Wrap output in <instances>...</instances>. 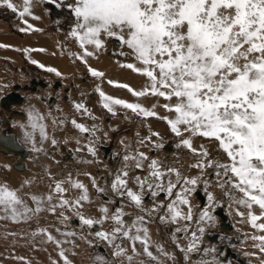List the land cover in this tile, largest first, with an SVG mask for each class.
<instances>
[{
    "label": "snow or ice",
    "instance_id": "snow-or-ice-1",
    "mask_svg": "<svg viewBox=\"0 0 264 264\" xmlns=\"http://www.w3.org/2000/svg\"><path fill=\"white\" fill-rule=\"evenodd\" d=\"M45 2L54 3L56 8L66 7L74 17L75 23L68 35L75 39L81 49V54L76 55L81 63L87 65L86 58L94 55V51L89 48L99 51L105 47V40L113 39L118 42L119 49L113 54L134 61L119 63V66L145 78L146 83L139 90L127 84L109 81L114 87L126 89L136 98L137 102L134 103L107 95L97 85L95 91L99 95L101 106L112 115L116 114V107H122L141 119L163 120L168 130L178 138L176 147L188 150L195 157V162L190 167L197 169L200 174L183 176L179 169L166 166L143 152L126 153L123 156V166L115 172L111 181L110 190L126 200L129 206L143 213L134 216L131 223L125 219L128 214L123 206L117 207L111 215L109 208L102 206L99 208L101 215L98 219L86 217L79 208L83 206V202H89L88 190L83 183L74 181L71 177L50 185L51 192L46 197L31 195L35 208L28 206L17 189L7 183H0V219L15 223L26 222L31 215L39 213L41 205L45 203L53 213L57 207H69L79 217L80 224L90 229L102 226L107 221L111 222V231L101 229L91 234L114 249V257L127 254V250L116 243L117 240H126L132 250V255H127L129 264L137 254V243L141 245L146 257L160 264L158 257L150 251L152 241L146 225L151 222L153 214L163 210L164 214L158 216L161 223L179 225L181 221L184 222L182 226L173 229V241L178 239V233L187 235L194 219L189 197L203 183L207 206L199 212V217L195 220L197 229L191 231L187 246L177 244V248L184 253L186 262L190 260V254L200 251L198 241L205 232L202 225L214 220L212 211L219 205L218 199L208 191L209 187L219 188L224 198L237 205L236 215L242 219L245 213L238 209H247V223L256 232L264 233V0ZM31 4L32 0H22L21 5L14 4L12 0H0V7L17 14L21 20L26 15L31 16ZM32 18L38 19L35 16ZM24 22L27 24V21ZM27 28L31 29L32 25L28 24ZM28 51L32 49H25V52ZM45 70L60 75L54 68ZM88 72L98 79L104 76V73L90 66ZM146 96L163 99L166 103L146 108L139 103L140 98ZM157 106L173 115L161 117L156 111ZM74 108L94 119L85 104L77 103ZM28 120V127L32 131L25 133V140L32 144L33 151H40L33 136L38 133L41 143L48 139L44 117L30 112ZM71 123L79 132L95 135L92 129L76 120ZM150 136L162 141L157 132L150 130ZM196 137L213 144L215 155L203 142L199 147H194L193 138ZM138 143H151L153 149L157 150L163 147L162 142H152L149 137L141 138ZM52 144H56L55 139H52ZM85 147L90 154L95 155L92 141ZM79 150L78 148L77 151ZM145 162L147 175H137L134 181L130 179L129 170L135 168L142 171ZM209 175L215 177L214 185L210 184ZM133 182L138 191L129 187ZM65 183L80 190L81 194L77 199L69 201L63 198L67 191L63 187ZM92 184L98 193L104 192L94 178ZM146 194L153 197L151 209L143 204ZM54 195L59 198L56 204L52 203ZM160 195L164 196L166 203H155ZM184 207H187V212L183 210ZM256 209H259L258 214ZM33 235H43L46 242L55 243L60 249L58 255L64 264H71L65 250L61 248L63 241L55 240L43 229ZM63 235L75 234L69 232ZM251 239L257 241L255 246L264 252V235H252ZM156 250L168 259H175L161 245L157 244ZM18 259L23 264H28L23 257ZM52 264H57V261H52ZM94 264L110 262L104 256L97 255L94 257ZM198 264H216V261L202 259Z\"/></svg>",
    "mask_w": 264,
    "mask_h": 264
},
{
    "label": "rangeland",
    "instance_id": "rangeland-1",
    "mask_svg": "<svg viewBox=\"0 0 264 264\" xmlns=\"http://www.w3.org/2000/svg\"><path fill=\"white\" fill-rule=\"evenodd\" d=\"M14 2H15V4L17 3V5L22 4V0H14ZM45 3H46L45 0H32L31 5H33L34 7L31 6V11H34L35 13L33 14V12H31V15L38 17V19H36V20H38V21H36L37 24L35 22V25L36 26L40 25L38 27L33 25L31 28L32 30L27 29V25L30 24L29 20L27 19V15L23 18V20H21L17 14L12 13L10 10H8L4 7H0V26L5 28V30H3V31L0 30V37H10L8 40H6L7 41L6 43L8 46H11V47L7 46L10 53L8 52V50L0 52V74H1V76L3 75L2 76L3 82H1V83L5 84L4 89H6L4 91H0V95L1 94L4 95V92H7V91L9 92V91L13 90V89H11L10 85H12V86L14 84H18L19 86H23L24 84L30 85L31 80H33V79L42 80L45 83V88L37 86L36 87L37 92H35V93H38V95H36L37 96L36 100L42 106V109H44L46 111L47 117H45L46 116L45 113H43L41 116L44 117L43 122L47 123V125L44 123L47 126L46 128H49L46 130L48 139L45 140L43 143H41L38 133H36L33 136V141H34L36 147L41 149L42 151L41 150L38 152L33 151L32 150V144L29 142H26L25 133L32 131V130L29 131L27 129V128H29L28 126H25V124L20 126V124H19V128L21 127V130L17 134V132H15V126L13 125V124L16 125V123L12 122V124L10 125V124H7L6 122H4V120L0 119V131L3 130L8 125V127H10L12 129V131L15 132L14 134L17 135V138H18L17 140H20V143L22 144V146L24 145V147H26V149L28 148V152L30 151L29 154L40 153L39 156H41V158H42L41 162H43V163L40 162L39 163L40 165H37L38 168H36L37 161H36V158L34 157V155H33V157H27L28 156L27 155L26 158H24V159L27 161V163L30 162V165H33L35 167L34 168L35 171H33L31 169L33 172L28 170V171H26V173L22 172L23 173L22 174L21 172H18L17 170H15L14 168L11 167L12 154L10 156L9 154H5V153H2L0 151V161L3 160L2 162H4L1 164V166L4 164L6 165V163L9 164V166L8 165L2 166L5 170V173L2 172V174H0V183H10V182H8L9 181L8 179H11V178H12V180H17L18 182H17V184H15L14 188L16 189V186L19 185L17 187V190L19 191V195L21 196V198L25 199L24 201L26 203H28V202L30 203V201H32L31 199H29L31 197V195H36L39 197H46L49 194V193L46 194L47 193L46 190L48 188L51 189L50 185H54L55 181H60V180L65 181L66 179H68V177H71L70 174H72L71 172H73V170L69 167H65V168L63 167V168H64V170L66 169L68 172H70L69 173L70 176L68 175V177H66L67 175H63L64 176L63 178L60 177L61 176L60 171H62L63 168L61 167V168H59L60 170H57L58 164H57V162L52 160L53 159L52 156L55 153H59L58 154L59 158H60V154H62L63 159H65V157H66V155H64L65 152L66 151L70 152V150H71L72 155L76 154L70 148L71 146L69 147L66 144L67 142L60 139L62 137L65 138L64 137L65 135L67 137V140L69 138L74 140L77 135H78V137L80 136V138H82L83 136H84V138H87V137L89 138L90 134H85V133L83 134V133L79 132L71 123V121L74 118L77 119L78 117H80V119H84L86 116V115H83L82 112L75 111L74 105L77 103H83L89 109L88 103L90 101H91L90 103H93L94 101H96L95 99L98 97V94L94 90V88L90 87L91 83L93 82L92 81L93 76H91L89 74L88 69H85L82 67L83 65H81L82 63L80 62V60L76 59V55L81 54V49L78 47L75 39L69 37V35H68L71 28L74 26V23H75L74 17L71 15L70 11L66 7L56 8L57 11L54 13H51L50 7L47 6ZM52 5L55 6L54 3ZM24 21H27V24ZM39 22H41V23H39ZM18 28L19 29L20 28L21 29L26 28V30L21 31V29L19 30ZM33 29H36V30H33ZM45 36L48 38L50 37V38L58 41L57 45L59 44V51L61 52V53L59 52L60 56L65 55V57H66L65 59H67L66 61H68V64H69L68 69L71 70V71L68 70L67 75H66L67 77H64V75L63 76L59 75L60 76V78H59V76H57V75L53 76L54 73H51L52 76H50L51 74L45 70L46 68L49 67L48 65L43 64V66H45L46 68L40 67V66H38V64L32 63V59H30L28 56L26 57V55L22 49V44H23L22 42H24L25 38L27 40L28 39L34 40L37 37H45ZM22 39H24V40H22ZM102 39H103V37H102ZM106 42H107V46H106L105 52H106L107 57L109 58V60L113 58L114 65L119 64L120 61H119L118 57L113 54L114 53L113 49L117 48L118 42L113 40V39H108V40H105V45H106ZM64 45H67L66 49H65ZM19 46L21 49H18ZM104 48H102V49H104ZM12 49H13V51H12ZM50 49H49V53H51L50 55H54L55 53H53L52 49L50 52ZM54 49H55V52L57 53L58 51H56V48H54ZM70 49H72V50H70ZM117 51H119L118 48H117ZM7 52L9 54H7ZM99 52H101V50H99ZM70 53L74 54V55H70ZM49 68H51V67H49ZM73 69H74V72L72 71ZM70 72H72V73H70ZM57 77H58V79H57ZM63 78H65V79H63ZM95 79L96 78L94 77V80ZM56 82H59L60 86H58L57 88H54V86H56ZM120 83L126 84L127 81H123V82L121 81ZM75 89L77 90L76 95L73 92ZM27 91L29 93H32V92H30V90H27ZM32 94H34V93H32ZM116 97L121 99V97L118 95ZM71 100H73V101H71ZM27 102L28 101H26V99H25L24 103H26V104L24 106H22V104L21 105H12V106H14V108H20L22 106L21 109H24L27 105ZM54 108H55V110H54ZM96 108H97L98 114L101 113L104 116L103 117V123L104 124L102 123V125L103 126L105 125L104 129L106 128L105 131L108 133V137H107V140L104 141L103 143L100 142L97 144V146L95 148V152L97 155L95 154L96 157L93 156L97 159L100 158V160H101V163H99V164H97V166H95L94 171L100 175L99 178L96 179V183L100 188L104 189V192L98 193L96 191V189L94 188L92 190V196L93 197L95 196L94 198L100 200V202H102L103 204H105L106 201H113L112 203H106V205H109V207H110V213H113L117 207L123 206L124 208L127 207V210H126V208L124 209L125 212L131 211L132 213H134L136 215H142V213L140 214V213L132 210L131 209L132 206L129 207V205H125L124 199H122V198L119 199L116 195H114L115 196V198H114V196L111 195L113 193L109 192L107 187L110 188V184H111L112 179L114 178L115 172L123 166L122 165V164H124V161L122 160L123 156L126 153L131 154L130 151L134 148H137V146L140 145L138 143V141L140 139H138V137H137V127H138V125L140 127L144 125L143 124L144 119H141L140 117H138L137 115H135L134 113H132L130 110H127V109H126V111L124 110L125 112L123 110H121L120 113L116 112L115 115H112L111 113H109L107 111H101L99 105H97V104H96ZM7 112H9V111H7ZM48 112H50V113L54 112L55 114H58V115H57V117H55L53 119ZM127 113H129V114H127ZM49 117L51 118L50 119L51 123L48 120ZM126 117H130L131 120H125ZM116 120L117 121L120 120V121L117 122ZM130 121H131V124L129 123ZM151 121L152 122L160 121L161 123H164V121L161 119H154ZM77 123H79L78 119H77ZM64 124H65V126H63ZM163 125L166 126V129H167L166 132H168L167 125L166 124H163ZM62 127H63V129H62ZM123 128H125L126 130L123 131ZM29 129H31V128H29ZM72 129H76V130H72ZM56 130H58V132ZM66 131H68V132H66ZM123 133L126 134L125 137L119 138L121 135H123ZM159 137H160V135H159ZM163 137L165 138V139H162L163 141H161L160 139L156 140V142H162V144H163V147H161L160 149H158V150L153 149L152 144H149L150 155H155V152L161 153L160 154V156L162 155L161 160H163V164H165V165H172V164H175L179 161L181 163L179 165L180 166V172L183 176H186L185 174H188V171L190 169L189 164H191L192 162L193 163L195 162V157L188 150H186L182 147L181 148L176 147V144L178 142V138L175 137L172 133L168 134L167 136H163ZM197 138H199V137H197ZM52 139H55V141H57L55 145L52 144ZM199 139H201V138H199ZM201 141H202V139H201ZM36 143H38L39 145ZM105 145H110V150L107 153H110L112 150L115 149V152H113V155H111V158H109V157L106 158L104 156L105 152L103 151V146H105ZM45 148H46V150H45ZM50 153H51L52 159H51V157L49 158ZM89 155H92V154L89 153ZM15 157L20 159V156L19 157L15 156ZM75 157H76L75 165H79L81 163H85V165H86V163L91 161V160L89 161V159H86V157H83L82 153L79 154V151H78V154L75 155ZM92 160H96V159H92ZM68 161L69 160L67 159V161H64V162L67 163ZM185 161H186V163L183 164V162H185ZM50 162L52 164L55 163V165H51ZM90 163H94V161L93 162L91 161ZM120 163H121V165H120ZM133 169H135V168H133ZM10 171H12V172L10 173ZM10 174H11V177H10ZM19 175H22L23 179H22V176L20 177ZM58 175H59V177H58ZM129 176H130L129 178L134 181L133 178H135V174H134L133 170H132V172L130 171ZM50 177H51V179H50ZM1 178H3V179H1ZM85 178H87V175L85 176ZM208 178L210 180V184L214 185L215 177H212L209 175ZM18 179H20V181L22 180L23 182H20ZM71 179L74 181H78V178L73 174H72ZM90 179L92 181L91 177H90ZM3 180H5V181H3ZM104 181H105V183H104ZM66 184H67V186H66ZM68 184L69 183L63 184L64 186H66L64 188L67 190V192L64 193L63 198L67 199L69 201H73L74 199H77L79 197V196H77V190L78 189H74V188L70 187L71 184L68 187ZM104 184H105V186H104ZM130 186L132 187L131 183H130L129 187ZM198 189H200L201 194L203 195V197L206 198V202H207V196L205 193L203 183H201L197 186L196 190H198ZM212 189L213 188L209 187L208 191H211ZM75 190H76V192H75ZM215 192L217 193V195H214L213 193L212 194L218 199L219 205L214 209V211H216L218 208H220L222 210V212L225 214V216L227 218L226 222H228L230 224L232 230L231 231H221V233H216V232L220 231L219 230V224L218 223L216 224V222H217L216 220H218L220 222V218L217 217L216 215H214V212L212 211V215L214 217V220L209 221L208 224L205 226L206 228L204 227L205 232L201 236L200 240L198 241V248L200 249V251L193 253V254H190V260L188 262H186L184 259V253L179 248H177V244H179V245L183 244L184 246H182V247L187 246L189 240L191 239V231H196V229H197V225H196L194 220H197L199 217L198 211H200L202 208H204V205H203L204 202L202 204L201 201L196 197L195 192H194L193 194H191L190 197H192V199L197 203L196 205H198L199 210L196 209L197 206L194 208L195 211H193V213H194L195 218L193 219V222L190 226V231L187 235L183 232L178 233L177 234L178 239L174 242L173 238H172L173 227L175 228V227L182 226L184 222L181 221L179 225H174V226H170V224H165V223H161L158 221L156 224V221L152 222L151 220H154L155 217L158 216V213L153 218H150L151 222L148 224L152 225L155 228V234H153L154 235L153 236L154 241L152 242V246L150 248V251H152L153 255L158 257L160 264H180V262H182V264H198V262L201 261L202 259L208 260V261H212L213 259H215L216 264H234V263L238 264L237 261L239 262V264H257L256 263L257 258L259 260L261 255L257 251L256 252L253 251V253H251V249L248 245L243 247V244L245 242V238H247V241L249 240V237H248L249 234L247 236L246 233H244L241 230V229H243V227L239 225L240 224V222L238 221L239 218L236 215V211H237L236 208L238 206L231 204V201H229L227 198H224L219 188L216 187ZM27 197H28V199H27ZM53 197H55V198H53L52 203L53 204L58 203L59 198L56 196H53ZM69 197L70 198L72 197V198L70 199ZM156 199H159V197H157ZM204 201H205V199H204ZM121 203L124 204L125 206L122 205ZM159 203H160V201H159ZM30 204L32 205V207L31 206H29V207H31V208L36 207V205L33 204V202H31ZM87 206H88V202H83V206L79 208V211L81 213H83L84 215H86L87 217H93V218L98 219L101 215L99 212L100 206L93 213L92 212L90 213L88 210L85 209V208H87ZM232 206L235 208L236 211L233 210L234 208ZM41 207H42V210L39 213L31 215L30 219H28L26 222L21 221L19 223H15V222H12V221L7 220V219H0V231H5V233L0 232V239H1L0 241H1L2 247H3L1 249V244H0V256L3 255V257L5 258L6 256H8L9 251H10V253H13L15 250L16 251L17 250H21V251L24 250L23 252L28 253V257L26 260V261H28V264L29 263L30 264H40L39 262H41V264H44V262L41 261L42 259H44L43 261L51 260L48 262L45 261L46 264H52V261H57V264H64L63 260H61V258L58 255V252L60 251V249L57 248L55 243L46 242V237L43 235H36V236L33 235L34 232H38L39 230L43 229V230L47 231V233L52 235L55 240H60V241L64 242L61 244V248H63L65 250V255L71 261V264H94V257L97 255L104 256L110 262V264H129V261L127 260V255H132V250H131V245L128 241L127 242H124L122 240L116 241L117 244H120L121 247H123L127 250V254L125 256L114 257L112 255V252L114 249L110 248L104 241L96 238L94 235L91 234L94 231L101 230L102 228H103V230L111 231V228L113 226L110 223V221L105 222V224H107L106 226H105V224H103L104 226L103 225L102 226L97 225L95 228L90 229V228H88L86 226H82L80 224L79 217L69 207H64V208L57 207L55 210V213H53L49 210V205L47 203L42 204ZM82 211H84V212H82ZM61 213L63 215H61ZM64 217H67V219H64ZM237 221H238V223H237ZM158 223L161 225V227H163V228H161V233H159L160 229L158 227L159 226ZM237 224L240 226L239 227L240 230L237 228ZM5 225H8L9 228ZM167 225L169 226V228L167 227ZM4 226H5V228H4ZM10 226H13V227H10ZM6 227H7V229H6ZM2 228H4V229H2ZM69 232L74 233L75 235H72V236L63 235V233H69ZM213 233L215 235H217L218 237L222 235L223 236L222 240L217 241V239H216V241H210L208 238L210 235H214ZM197 235H200L199 232H197ZM3 242H5V243H3ZM7 243H9L10 245ZM226 243H228L230 245L231 250L236 255L237 260L230 259V260L225 261L223 259V258H225V256L223 254L220 255V252H219L217 247H218V245L225 246ZM157 244L161 245L163 247V249L165 250V252L169 253L175 259L174 260L168 259L167 257H165V256L161 255L159 252H157V250H156ZM138 245L139 244L137 243L135 246L137 249L136 255L138 257L135 255L133 257V261L131 262V264H156L155 261L150 260L148 257H146L143 254V249H142L141 245L140 246H138ZM12 246H13V248H12ZM14 246H15V248H14ZM41 248H42V250H41ZM100 248L102 250H100ZM204 250H209V251L205 252ZM5 253H6V255H5ZM105 253L108 256H105L106 255ZM178 253H180L182 260H179ZM194 254H197V256H194ZM253 254H255V255H253ZM29 256H31V257H29ZM4 258L2 259V257H0V264H5V263L10 264L9 261L10 260L13 261L12 259H10L11 258L10 254L7 257L10 260L7 258L6 259H4ZM6 260H8V261L6 262ZM12 264H23V262L21 260V262H19V263L15 262Z\"/></svg>",
    "mask_w": 264,
    "mask_h": 264
},
{
    "label": "bare ground",
    "instance_id": "bare-ground-1",
    "mask_svg": "<svg viewBox=\"0 0 264 264\" xmlns=\"http://www.w3.org/2000/svg\"><path fill=\"white\" fill-rule=\"evenodd\" d=\"M12 2L15 4V2H14V0H12ZM17 4V3H16ZM21 4V3H20ZM31 6H33V5H31ZM34 7V6H33ZM36 7V6H35ZM38 9V8H37ZM36 10V9H35ZM31 12H33V14L35 13L34 11H31ZM32 16L33 15H31V16H28L27 15V19L29 20V23H30V25L32 24V26L33 25H35V22L36 21H38V20H36V19H33L32 18ZM40 21V20H39ZM39 23H41V22H39ZM38 23V24H39ZM36 24H37V22H36ZM36 26V25H35ZM38 26H40V25H38ZM38 26H36V27H38ZM21 27V26H20ZM35 27V28H36ZM22 28V27H21ZM20 28V29H21ZM19 29V28H18ZM19 29V30H20ZM26 29V28H25ZM28 29V28H27ZM0 30L1 31H3V30H5V28L4 27H1L0 26ZM32 30V29H31ZM10 37H0V45H4V47H0V52H3V51H5V50H8V52H9V49H8V47H11V46H8L7 45V41L6 40H8ZM43 38H45V37H43ZM42 39V38H41ZM41 39H38V40H40L41 41ZM49 39H51L50 40V42H52L51 44H49V45H51V46H47V44H45V43H43L42 41V46L44 47V48H41V49H44V51H41V52H39L40 51V48H38L39 49V51H37L38 49L36 48V46H34V48H35V50H34V48H28V49H33L32 51H28L27 52V55H26V57L28 56V57H30L31 59H32V61H36V63L38 64V66L39 65H43V62L44 63H46L45 65H48L49 67H51V68H54V69H56L58 72H62V76L64 75V77H67L66 76V74H67V72H68V66H69V64H68V61H66L67 59H65L66 57H65V55H63V56H60V51H59V44L57 45V43H58V41H56L55 39H52V38H50L49 37ZM22 40H24V39H22ZM43 41H46V38H45V40H43ZM38 43H39V41H38ZM37 43V44H38ZM10 44V43H9ZM31 44V43H30ZM35 44V43H34ZM40 44V43H39ZM19 45V44H18ZM8 46V47H7ZM25 46V45H24ZM106 46H107V42H106V45H105V48L104 49H100L101 50V52H99V51H95L94 49H92V48H89V50L90 51H94V55L93 56H90V57H87L86 58V60H87V65L86 64H84V63H82L81 65H83L82 67L83 68H85V69H88V67L90 66L91 68H93V69H95V70H99L100 72H102V73H104V76L102 77V78H99V79H95L94 80V77H92L93 78V82L91 83V85H90V87L91 88H94V90L96 89V87H97V85H99L100 86V88L107 94V95H110V96H113V97H116L117 95L118 96H120L121 97V99H123V100H126V101H128V102H137V100H136V98H134L126 89L124 90L123 88H118V87H114V86H112V85H110L109 84V81H115V82H118V83H120L121 81L123 82V81H127V83L126 84H128V85H130L133 89H137V90H139V89H141L144 85H145V83H146V80H145V78L144 77H142V76H140V75H137L136 73H133L130 69H127V68H123V67H120L119 66V64H117V65H114V62H113V58L112 59H110L109 60V58L107 57V55H106ZM15 47V46H14ZM13 47V48H14ZM56 48V51H58L57 53L55 52V54L54 55H50L51 53H49V48ZM63 47V46H62ZM64 47H65V49L67 48V45H64ZM63 47V48H64ZM26 48V47H25ZM18 49H21L20 48V46H19V48ZM37 49V50H36ZM52 49V50H53ZM11 50V49H10ZM25 50V49H24ZM70 50H72V49H70ZM114 51H117V48H114L113 49ZM12 51H13V49H12ZM54 51H55V49H54ZM113 51V52H114ZM125 51H127V49H125ZM7 52V54H9ZM43 52V53H42ZM60 52V53H59ZM5 53V52H4ZM26 53V52H25ZM66 53V52H65ZM77 53V52H76ZM29 54V55H28ZM62 55V54H61ZM76 55V54H75ZM4 56V55H3ZM6 56V55H5ZM68 57V56H67ZM118 57V59H119V61H120V63H134V61H131V60H129V59H126L125 57H119V56H117ZM116 58V57H115ZM114 58V59H115ZM115 61V60H114ZM40 62V63H39ZM78 62V61H77ZM48 67V68H49ZM44 68H46L45 66H44ZM82 70V69H81ZM69 71H71V70H69ZM73 72H74V69L72 70ZM50 74L52 73V72H49ZM70 73H72V72H70ZM3 76V75H2ZM1 76V74H0V83L1 82H3V77ZM50 76H52V75H50ZM55 78V77H54ZM59 78H60V76H59ZM8 79V78H7ZM57 79H58V77H57ZM63 79H65V78H63ZM107 80V81H106ZM12 81V80H11ZM125 83V82H124ZM123 83V84H124ZM5 84H3V83H1L0 84V91H4V90H6V89H4L5 88V86H4ZM37 86H40V87H42V88H45V83H44V85H36L35 86V88L32 90V89H23L22 88V86H20V87H18V88H16V89H14L13 88V86L12 85H10V87H11V89H13L15 92H17L21 97H22V101L20 102V103H15V102H11L10 104H9V108L8 109H2L1 107V110H0V115L2 116V117H4L3 116V110H5V112H4V114H5V118H7L8 119V114H9V117H10V115L12 114V115H14L13 117H11V124H12V122L14 121V120H16V125L15 124H13L14 126H15V132H17V134H18V132H20V130H21V127L19 128V124H20V126H22V125H24L25 124V126H28V124H29V120H28V116L27 115H29V113L30 112H34V113H39L40 115H42L43 113H45V115H46V111L44 110V109H42V106L39 104V102L36 100V95H38L37 93H34V94H32L33 92H37V90H36V87ZM58 86H60V83L59 82H56V86H54V88H57ZM10 89V88H9ZM17 90V91H16ZM23 90V91H22ZM27 90H30L32 93H29ZM36 90V91H35ZM48 90V89H47ZM77 91V90H76ZM87 91V90H86ZM10 92V91H9ZM6 93H8V91L7 92H4V95L6 94ZM74 94H75V92H74ZM98 94V93H97ZM3 94H1L0 95V97L2 96ZM88 95V94H87ZM82 96V95H81ZM68 97V96H67ZM86 98V97H85ZM25 99H26V101H28L27 102V104H28V106L27 107H25L24 109H21V107L22 106H24L26 103H24V101H25ZM80 99V98H79ZM89 100V99H88ZM96 101H94L93 103H88V107H89V110H90V112L92 113V116L94 117V119L93 118H89L88 116H85V118L84 119H80V117H78L77 119H78V122L79 123H81V124H83V125H85L86 127H88V128H90V129H92L94 132H95V135H89V138L87 137V138H84V136L82 137V138H80V136L78 137V135L75 137V139L74 140H72V139H68L67 140V137H66V135L64 136L65 138H60L61 140H64L65 142H67L66 144L73 150V152L74 153H76V154H78V151H77V149L79 148L80 150H79V154L80 153H82V155H83V157H86V159H89V161L91 160L92 162L94 161V163H90V162H88V163H86V165H85V163H81V164H79V165H75V159H76V157H75V155H71L70 156V153L69 152H65L66 153V157H65V159H63V156H62V154H60V158H59V153H55L52 157H53V159H52V157H51V153H50V155H49V158L51 157V159L53 160V161H55V162H57V164H58V168H57V170H60L59 168H65V167H69V168H71L72 170H73V172H71L73 175H75L77 178H78V181L79 182H81V183H83L85 186H86V188H87V190H88V196H89V202H88V206H87V208H85L86 210H88L90 213L92 212H95L96 211V209L100 206V207H102V206H106V207H108L109 208V214L111 215L112 213H110V207H109V205H106V203L105 204H103L102 202H100V200H98V199H95L93 196H92V190L94 189V187H93V184H92V181H91V179H90V177L91 178H94L95 179V181H96V179L97 178H99V174H97L95 171H94V169H95V166H97V164H99V163H101V160H100V158H95L96 157V152H95V154L96 155H89V153L87 152L88 150H87V148L85 147V145H88L89 144V142L90 141H92L93 142V146H94V148H96V146H97V144L98 143H103L104 141H106L107 140V137H108V133L105 131V129H104V126L102 125V123H103V114H101V113H99L98 114V112H97V108H96V104L97 105H99V107H100V109H101V111H106L102 106H101V103H100V98H99V95H98V97L95 99ZM71 101H73V100H71ZM139 103H141L144 107H146V108H152V106L153 105H163L164 103H166V101H164L163 99H160V98H157V97H152V96H146V97H144V98H140V100H139ZM22 104V106L20 107V108H14V106H12V105H21ZM57 106V105H56ZM59 106V105H58ZM53 109V108H52ZM9 111V112H7V111ZM12 110H15V111H17V112H14V113H11V111ZM54 110H55V108H54ZM121 110H125L126 111V109H124V108H122V107H116V109H115V111L116 112H119L120 113V111ZM76 111V110H75ZM99 111V110H98ZM124 111V112H125ZM156 111H157V113L161 116V117H163V116H171V115H173L172 113H168V112H166L165 111V109L163 108V107H160V106H157L156 107ZM108 112V111H107ZM27 113V114H26ZM50 115H51V117L54 119L55 117H57V115L58 114H55L54 112H52V113H50V112H48ZM127 114H129V113H127ZM84 115V114H83ZM60 116V115H59ZM80 116V115H79ZM45 117H47V115L45 116ZM82 118V117H81ZM2 119V118H1ZM51 118L49 117L48 118V120L50 121V123H51V120H50ZM75 119V118H74ZM73 119V120H74ZM77 119H75L76 121H77ZM155 118H147V119H144V125L143 126H139L138 125V127H137V137H138V139H141V138H145V137H149L150 138V140L152 141V142H156V140L157 139H160V138H158V137H151L150 136V130L151 131H153V132H157V133H159V135H160V137H162V139H165L163 136H167L168 134H170L171 132L168 130V132H166L167 131V129H166V126L165 125H163V124H166L165 122L164 123H161L160 121H156V122H152L151 120H154ZM6 120V119H5ZM10 120V119H9ZM13 120V121H12ZM125 120H131V118L130 117H126V119ZM48 121V122H49ZM117 121V120H116ZM120 120H118L117 122H119ZM56 122V121H55ZM152 122V123H151ZM43 123H45V122H43ZM49 123V124H50ZM130 124H131V121L129 122ZM46 125H47V123H45ZM104 124V123H103ZM45 125V126H46ZM115 125V124H114ZM167 125V124H166ZM63 126H65V124L63 125ZM47 127V126H46ZM26 128V127H25ZM30 128V127H29ZM29 128H27L29 131L31 130V129H29ZM47 129H49V128H46V130ZM62 129H63V127H62ZM25 130V129H24ZM72 130H76V129H72ZM50 131V130H49ZM57 132H58V130H56ZM55 131V132H56ZM31 132V131H30ZM66 132H68V131H66ZM170 132V133H169ZM52 133V132H51ZM62 133V132H61ZM49 134V133H48ZM64 134V133H63ZM69 134V133H68ZM84 134V133H83ZM163 134V135H162ZM35 135V134H34ZM60 135V134H59ZM58 135V136H59ZM70 135V134H69ZM81 135V134H80ZM185 135H187V134H185ZM57 137V136H56ZM61 137V136H60ZM18 138H17V135H14V132L12 131V129L10 128V127H5L3 130H1L0 131V151H2V153H5V154H9L10 156H11V154H12V160H11V167L12 168H14L15 170H17L18 172H25L26 173V171H35V167L33 166V165H30V162L29 163H27V161L24 159V158H26V156L27 157H33V155H34V157L36 158V161H37V164H36V168H38L37 167V165H40L39 163L42 161V158H41V156H39L40 155V153H33V154H29V152H28V148L26 149V147H24V145L22 146V144L20 143V140H17ZM24 139V138H23ZM56 139V138H55ZM17 140V141H16ZM24 141V140H23ZM60 141V140H59ZM163 141V140H162ZM25 142V141H24ZM57 142V141H56ZM63 142V141H62ZM205 143L206 145H207V147L209 148V151H211V152H213V155H215V147H214V145L213 144H211V143H209L208 141H206V140H204V141H201V139H199V138H193V146L194 147H199V145L201 144V143ZM10 144V146H11V148L12 147H14L13 145H12V143H16L18 146H19V150L18 149H16V150H18V151H14L13 149H11V148H9L8 146H7V144ZM61 143V142H60ZM15 144V145H16ZM29 144V143H28ZM36 144H38V143H36ZM65 144V143H64ZM149 144H151V143H148V144H140V145H138L137 146V148H134V149H132L130 152H131V154H133V153H136L137 151H140V152H143V153H145L147 156H149L150 158H152V159H158V160H160V161H162V163H163V160H161L162 159V155L160 156V154L161 153H156L155 152V155H150V153H149ZM16 145V146H17ZM39 145V144H38ZM37 145V146H38ZM43 145V144H42ZM67 147V146H66ZM100 147V146H99ZM98 147V148H99ZM30 148V147H29ZM45 150H46V148H45ZM70 150V149H69ZM110 150V149H109ZM109 150H105L104 148H103V151L105 152V153H107ZM42 151V150H41ZM99 151V150H98ZM21 152H22V154H21ZM38 152V151H37ZM70 152H71V150H70ZM14 154V155H13ZM45 155V154H44ZM15 156H17V157H19L20 156V159H18V158H16ZM93 156H95V157H93ZM22 157V158H21ZM70 157V158H69ZM161 157V158H160ZM69 158V159H68ZM3 159V158H2ZM23 159V160H22ZM67 159L69 160L67 163L66 162H64V161H67ZM92 159H96V160H92ZM6 160V159H5ZM3 161V160H2ZM2 161H0V174H2V172H4L5 173V170H4V168L2 167V166H6V165H8L9 166V164H7L6 163V165L4 164V165H2L1 166V164L2 163H4V162H2ZM194 161V160H193ZM7 162V161H6ZM171 162V161H170ZM174 162V161H173ZM172 162V163H173ZM176 162V161H175ZM19 164V167H16V166H18V165H14V164ZM41 163H43V162H41ZM90 163V164H89ZM169 163V162H168ZM184 163H186V161L185 162H183V164ZM193 163V162H192ZM191 163V164H192ZM50 164L51 165H55V163L54 164H52L51 162H50ZM181 163L178 161L177 163H175V164H172V165H166V166H170V167H174V168H177V169H179V171H180V165ZM191 164H189V165H191ZM123 165V164H122ZM165 165V164H164ZM186 165V164H185ZM104 166V165H103ZM183 166V165H182ZM47 167V166H46ZM101 167V166H100ZM10 168V167H9ZM64 168H63V170L62 171H60L61 172V176L60 177H64L63 175H67L66 177H68V175H69V173L70 172H68L66 169L64 170ZM32 169V170H31ZM56 169V168H55ZM9 170V169H8ZM7 170V171H8ZM97 170V169H96ZM100 170V169H99ZM132 170L134 171V174H135V176H137V175H140V176H145V175H147V162H145V167H144V169L142 170V171H140V170H137V169H133V168H131L130 169V171L132 172ZM32 171V172H33ZM37 171V170H36ZM130 171H129V173H130ZM183 171V170H182ZM12 171H10V173H11ZM14 173V172H13ZM68 173V174H67ZM23 174V173H22ZM72 174H70L71 175V177H72ZM102 174V173H101ZM200 173H199V171L197 170V169H195V168H191L190 167V169H189V171H188V174H185L186 176H188V177H193V176H196V175H199ZM57 175V174H56ZM69 175V176H70ZM87 175V178H85V176ZM7 176V175H6ZM20 177L22 176V175H19ZM10 177H11V174H10ZM58 177H59V175H58ZM130 177V176H129ZM14 178V177H13ZM35 178V177H34ZM57 178V177H56ZM69 178V177H68ZM173 179H175V177H172ZM1 179H3V178H1ZM16 179V178H15ZM22 179H23V176H22ZM59 179V178H58ZM134 179V178H133ZM9 181L8 182H10V183H7L10 187H12V188H14V186H15V184H17V180H12V178L11 179H8ZM19 181H20V179H18ZM67 180V179H66ZM3 181H5V180H3ZM61 181V180H60ZM7 182V181H6ZM20 182H23L22 180L20 181ZM105 182V181H104ZM19 184V183H18ZM97 184V183H96ZM19 186V185H18ZM18 186H16V189H17V187ZM66 186H67V184H66ZM66 186H64L63 185V187H66ZM70 186V184H68V187ZM133 186V185H132ZM71 187V186H70ZM131 187V186H130ZM132 188V187H131ZM137 188V187H136ZM210 188H213L211 191H212V193L214 194V195H217V193L215 192V188L216 187H210ZM15 189V188H14ZM138 191V190H137ZM46 194H48V193H50L51 192V189H47L46 190ZM67 192V191H66ZM65 192V193H66ZM69 192V191H68ZM75 192H76V190H75ZM71 194V193H70ZM76 194V193H75ZM81 193H80V190H77V196H79ZM24 195V194H23ZM67 195V194H66ZM196 195V194H195ZM55 196V195H54ZM69 196V195H68ZM74 196V195H73ZM191 196V195H190ZM203 196V195H202ZM57 197V196H56ZM196 197H197V195H196ZM53 198H55V197H53ZM68 198V197H67ZM70 198V197H69ZM72 198V197H71ZM70 198V199H71ZM198 198V197H197ZM27 199H28V197H27ZM30 199V198H29ZM159 199H160V197H159ZM189 199H190V203H191V206H192V209H193V211H195V207H196V209L197 210H199L198 209V205H196L197 203L192 199V197H189ZM199 199V198H198ZM204 199H205V201L204 200H200L201 201V203H203L204 202V207H206L207 206V203H208V201L206 202V198L204 197ZM23 200H25V199H23ZM73 200V199H72ZM75 200V199H74ZM151 200V199H150ZM160 201H161V199H160ZM32 201H30V203H31ZM163 202V201H162ZM29 203V202H28ZM27 203V204H28ZM28 204V206H31L32 207V205L31 204ZM156 203H159V200L158 199H156ZM166 203V202H165ZM206 203V204H205ZM34 204V203H33ZM87 205V204H86ZM225 205V204H224ZM234 205V204H233ZM34 206V205H33ZM150 206H152V205H150ZM237 206V205H236ZM119 207H121V206H119ZM233 207V206H232ZM126 208V210H127V207H125ZM124 207H123V210L125 209ZM147 208V207H146ZM234 208V207H233ZM238 208V207H237ZM236 208V209H237ZM185 212H187L186 210H187V207H184V209H183ZM233 210H235V208L233 209ZM239 211H241V212H244L245 213V217L242 219L240 216H237L238 218V221L240 222V226H242L243 227V229H241L244 233H246V235L248 236V234H249V242L247 241V238H245V242H244V244H243V247L244 246H246V245H248L249 247H250V249H251V253H253V251L254 252H258L260 255H261V257H260V259L258 260V258H257V264H261V262L262 261H264V252H261L260 250H259V248H257L255 245L258 243L257 241H253L252 239H251V236L252 235H264V233H258V232H256V230L255 229H253L248 223H247V209H245V208H239L238 209ZM98 211V210H97ZM115 211V210H114ZM130 211V210H129ZM201 211V210H200ZM200 211H198V214H199V212ZM236 211V210H235ZM82 212H84V211H82ZM213 212H214V215H216L217 217H219L220 218V220H221V217L216 213V211H214V209H213ZM256 212H257V214L259 213V209H256ZM128 215L127 216H125V219L128 221V223H131V219L134 217V216H136V214H134V213H132L131 211L130 212H126ZM140 213V212H139ZM223 213V212H222ZM138 214V213H137ZM143 214V213H142ZM224 214V213H223ZM225 215V214H224ZM86 216V215H85ZM99 216V215H98ZM87 217V216H86ZM226 217V216H225ZM195 218V217H194ZM195 221V220H194ZM217 222H216V224L218 223L219 224V230H221V231H231L232 230V228H231V226H230V228H222V227H220V223H219V221L218 220H216ZM225 221H227V218L225 219ZM238 221H237V223H238ZM236 222V221H235ZM111 223V222H110ZM105 224V223H104ZM156 224H157V221H156ZM208 224V222L207 223H205V224H203L202 226L203 227H205L206 225ZM227 224H229L228 222H227ZM14 225V224H13ZM107 224H105V226H106ZM158 227H159V229H160V231H159V233H161V225L158 223ZM238 224H237V228L240 230V226H239ZM5 226H7L8 227V225H5ZM5 226H4V228H5ZM25 226V225H24ZM104 226V225H103ZM113 226V225H112ZM209 226V225H208ZM7 227H6V229H7ZM10 227H13V226H10ZM110 227V226H109ZM146 227L148 228V230H149V235H150V238H151V241L153 242L154 241V235L153 234H155V228L152 226V225H149V224H147L146 225ZM4 228H2V229H4ZM9 228V227H8ZM206 228V227H205ZM204 228V229H205ZM236 228V227H235ZM103 229V228H102ZM108 229V228H107ZM112 229V228H111ZM12 230V229H11ZM13 231V230H12ZM0 232H4L5 233V231H0ZM238 232V231H237ZM185 236V235H184ZM210 237V236H209ZM216 238H217V236L215 237V240H213V241H216ZM4 239V238H3ZM209 239V238H208ZM1 240V239H0ZM4 241V240H3ZM186 241V240H185ZM124 242H127L126 240H124ZM3 243H5V242H3ZM16 243V242H15ZM0 244H1V249L3 248L2 247V243H1V241H0ZM7 244H9V243H7ZM13 244V243H12ZM125 244V243H124ZM10 245V244H9ZM181 245V247L182 246H184L183 244H180ZM4 246V245H3ZM138 246H140V244L138 245ZM9 248V247H8ZM12 248H13V246H12ZM14 248H15V246H14ZM39 248V247H38ZM37 248V249H38ZM40 250V249H39ZM41 250H42V248H41ZM100 250H102L101 248H100ZM3 251V250H2ZM24 251V250H23ZM23 251H21V250H15L13 253H10V251L8 252V256H9V254H10V259H12L13 261H11L9 258H7L8 256H6L5 258L3 257V255H1L0 257H2V259L4 258V259H9L12 263H15V262H21V260L20 259H18L19 257H23L24 258V260H27V257H28V253H26V252H23ZM6 252V251H5ZM2 254V253H1ZM30 254V253H29ZM106 254V253H105ZM5 255H6V253H5ZM4 255V256H5ZM34 255V254H33ZM39 255V254H38ZM52 255V254H51ZM253 255H255V254H253ZM105 256H108L107 254L105 255ZM137 256V255H136ZM29 257H31V256H29ZM33 257V256H32ZM138 257V256H137ZM231 257L233 258V259H235V260H237V258H235L234 257V255H231ZM256 257V256H255ZM111 259V258H110ZM44 259H42L41 261L42 262H44V264H46L45 263V261H51V260H45V261H43ZM179 260H180V257H179ZM181 260H182V258H181ZM8 260H6V262H7ZM9 261V263L10 264H12L11 262ZM31 261V260H30ZM23 262V261H22ZM40 264H41V262H39ZM6 264V263H5ZM30 264V263H29ZM180 264H182V262H180Z\"/></svg>",
    "mask_w": 264,
    "mask_h": 264
},
{
    "label": "water",
    "instance_id": "water-1",
    "mask_svg": "<svg viewBox=\"0 0 264 264\" xmlns=\"http://www.w3.org/2000/svg\"><path fill=\"white\" fill-rule=\"evenodd\" d=\"M47 6H49L50 7V10H51V13H54V12H56L57 11V9H56V7L54 6V5H52V4H48L47 2L45 3ZM36 85H44V82L42 81V80H36V79H33V80H31V83H30V85H23L22 86V88L23 89H34L35 88V86ZM18 87H20L18 84H14L13 85V88L14 89H16V88H18ZM73 92H75V95H76V89L73 91ZM74 95V94H73ZM72 95V96H73ZM71 98V97H70ZM22 101V97L17 93V92H15L14 90H11L10 92H8V93H6L5 95H3V96H1L0 97V107L2 108V109H8L9 108V104L11 103V102H15V103H20ZM14 112H17V111H15V110H12L11 111V113H14ZM16 144V143H15ZM14 143H12V145L14 146V147H12L11 148V146H10V144L8 143L7 144V146L9 147V148H11V149H13L14 151H18L19 149V146L17 145H15ZM18 147V148H17ZM105 150H109L110 149V145H105L104 147H103ZM16 149H18V150H16ZM21 154H22V152H21ZM15 166L16 165H18V166H16V167H19V164H14ZM108 188V191L109 192H111V190H110V188L109 187H107ZM111 194V193H110ZM195 194L197 195V197L202 201V200H204V197L202 196V194H201V192H200V189H198V190H196L195 191ZM112 196H114V194H111ZM114 198H115V196H114ZM216 213L221 217V220H220V227H222V228H230V224H227V222L225 221V219H226V217H225V215L222 213V210L220 209V208H218L217 210H216ZM158 217H155V219L154 220H151L152 222H154V221H158V219H157ZM214 234V233H213ZM215 234L214 235H210V237H209V240L210 241H213V240H215ZM218 249H220L221 248V245H218V247H217ZM178 255H179V257H180V260H181V255H180V253H178ZM231 255H233L229 250H228V248L226 249V251H225V258L224 259H226L228 256H231Z\"/></svg>",
    "mask_w": 264,
    "mask_h": 264
},
{
    "label": "crops",
    "instance_id": "crops-1",
    "mask_svg": "<svg viewBox=\"0 0 264 264\" xmlns=\"http://www.w3.org/2000/svg\"><path fill=\"white\" fill-rule=\"evenodd\" d=\"M42 36V35H41ZM42 38V39H41ZM45 38H46V41H43V40H45ZM45 38H43V37H37L36 39H34V40H32V39H26L25 38V40H24V42H22L23 44H22V49H23V51H24V53H25V50L24 49H28V48H34V46H36V48L38 49V48H44L42 45V42L43 43H45V44H47V46H51V45H49V44H51L52 42H50V40L51 39H49L48 37H46L45 36ZM38 39H41V41L40 40H38ZM38 41H39V43H38ZM31 43V44H30ZM35 43V44H34ZM38 43V44H37ZM25 45V46H24ZM26 47V48H25ZM40 48V50H42V51H44V49H41ZM49 48V47H48ZM36 49V50H37ZM50 49V48H49ZM51 49H53V48H51ZM51 49H50V52H51ZM33 50V49H32ZM34 50H35V48H34ZM37 51H39V49L37 50ZM39 52H41V51H39ZM43 53V52H42ZM53 53H55V51H54V49H53ZM25 55H27V52L25 53ZM29 55V54H28ZM30 58V57H29ZM31 59V58H30ZM40 63V62H39ZM37 64V63H36ZM43 64H46V63H44L43 62ZM52 73H54L53 74V76H55L56 74H55V72H52ZM60 73V75H62V72H59ZM52 75V74H51ZM67 75V74H66ZM25 85V84H24ZM31 92V91H30ZM33 93H35V92H33ZM38 94V93H37ZM27 106H28V104H27ZM26 106V107H27ZM1 110V109H0ZM4 112H5V110H3V116L4 117H2L1 115H0V119L2 118V120H4V122H6L7 124H10L11 125V117H13L14 115H10V117H9V114H8V119L7 118H5L6 116H5V114H4ZM6 119V120H5ZM10 119V120H9ZM15 121L16 120H14L13 122L15 123ZM5 123V124H6ZM7 127H8V125H7ZM124 130H126L125 128H123V131ZM14 132V131H13ZM15 133V132H14ZM15 135V134H14ZM125 133H123V135H121L119 138H124L125 137ZM104 147V146H103ZM2 152V151H1ZM113 152H115V149L114 150H112L110 153H109V158L111 157V155H113ZM72 155V154H71ZM105 156V155H104ZM122 160H123V158H122ZM120 165H121V163H120ZM105 183V182H104ZM133 186H132V188L134 189V190H139V189H137L136 188V185H135V183L133 182V183H131ZM104 186H105V184H104ZM118 197V196H117ZM160 197V199H161V201H160V199H158L160 202H167V201H165V198H164V196L163 195H160L159 196ZM119 199H120V197H118ZM151 199V200H150ZM120 201V200H119ZM125 205H128L127 204V202H126V200H125ZM155 203H156V200H155ZM122 204V203H121ZM143 204H144V206L145 207H147L148 209H151L152 207H153V204H154V200H153V197L150 195V194H146L145 195V197H144V201H143ZM203 204V203H202ZM122 205H124V204H122ZM124 205V206H125ZM150 205H152V206H150ZM130 207V206H129ZM132 210H134L135 212H138L139 213V211L136 209V208H134V207H132L131 208ZM141 214V213H140ZM156 214L157 213H155V214H153V216L151 217V218H153L154 216H156ZM164 213H163V210H161L159 213H158V216L159 215H163ZM157 216V217H158ZM158 222H160V220H158ZM170 226H174V225H172V224H170ZM167 227L169 228V226L167 225ZM163 228V227H162ZM173 229H174V227H173Z\"/></svg>",
    "mask_w": 264,
    "mask_h": 264
},
{
    "label": "flooded vegetation",
    "instance_id": "flooded-vegetation-1",
    "mask_svg": "<svg viewBox=\"0 0 264 264\" xmlns=\"http://www.w3.org/2000/svg\"><path fill=\"white\" fill-rule=\"evenodd\" d=\"M70 153V156H71V152H69ZM64 155H66V153L64 154ZM105 155V157L106 158H108L109 156V153H105L104 154ZM65 157V156H64ZM70 158V157H69ZM68 158V159H69ZM111 158V157H110ZM216 233H221V230L219 231V232H216ZM215 236H217V235H215ZM222 238H223V236L221 235V236H217V241H220V240H222ZM228 248V250L234 255V257L236 258V255L232 252V250H231V247H230V245L228 244V243H226V245L225 246H222L221 245V248L220 249H218L219 250V252H220V255L221 254H223L224 256H225V251H226V249ZM194 256H197V254H194ZM224 259V258H223ZM230 259H233L231 256H228V258H226V259H224L225 261H227V260H230ZM237 263L239 264V262L237 261ZM234 264H236V263H234Z\"/></svg>",
    "mask_w": 264,
    "mask_h": 264
}]
</instances>
